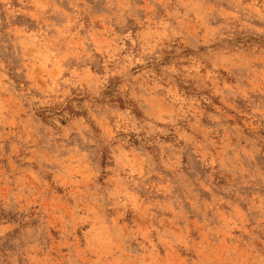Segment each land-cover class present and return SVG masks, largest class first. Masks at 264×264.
I'll list each match as a JSON object with an SVG mask.
<instances>
[{"label":"clouds","instance_id":"9594fccd","mask_svg":"<svg viewBox=\"0 0 264 264\" xmlns=\"http://www.w3.org/2000/svg\"><path fill=\"white\" fill-rule=\"evenodd\" d=\"M95 2L115 14L104 16L100 29L77 24L83 39L53 51L46 63L32 48L55 50L65 38L51 17L82 13L86 0H18L37 24L30 35L38 40L22 50L10 46L0 21V124L20 126L36 109L59 105L46 110L48 128L26 125L12 139L0 133V264H264V197L257 203L240 194L246 185L264 186V152L229 156L218 125L200 132L192 106L167 81L136 68L158 60L166 42L199 34L212 10L204 0ZM235 2L231 15L264 34V0ZM119 17L141 30L117 35L112 25L121 24ZM21 56L17 72L30 83L9 92L6 72ZM198 67L193 62L189 71ZM67 105L72 118L61 125ZM241 159L248 164L243 172ZM201 161L235 164L240 191L223 201L197 196ZM218 203L230 211L221 231L207 218L208 205ZM185 211L197 214L199 227Z\"/></svg>","mask_w":264,"mask_h":264},{"label":"rangeland","instance_id":"374dc122","mask_svg":"<svg viewBox=\"0 0 264 264\" xmlns=\"http://www.w3.org/2000/svg\"><path fill=\"white\" fill-rule=\"evenodd\" d=\"M86 3L87 7L82 13L71 11L68 12L67 18L60 14L51 17L52 23L60 29L65 38L55 50L32 48V53L38 60L46 63L52 57L53 51L62 53L64 48L71 46L74 41L83 39V29L77 31V24H82L84 28L94 24L96 29H100L105 26L102 18L115 14L114 10L96 3L95 0H86ZM204 4L212 11L206 12L203 16L201 21L203 27L199 34L186 36L182 43L166 42L160 50L158 60L155 62L149 60L146 66L137 64L136 68H143V72L157 82L167 81L175 89L179 99L192 106L191 119L196 121L200 132L207 135L210 125H218L221 147L229 156L238 155L244 150H248L251 155V149L264 152V138H262L264 119L260 115V109L264 107V34L254 32L231 15L236 7L235 0H204ZM63 7L67 11V5ZM30 10L29 7H22L18 0H7V2L0 0V21H4V27L10 30L11 47L22 50L38 40V37L30 35L37 30L36 22L28 14ZM119 19L121 24L112 25L117 35L121 33L122 28L132 32L141 30L134 19L124 17ZM50 36H54V33ZM22 59V56L18 58L6 72L8 79L4 82V86L9 92L15 93L22 84L26 87L30 83L23 73L17 72ZM56 59H59V54ZM193 62L199 67L196 71H189ZM180 65L183 67H179ZM130 71H135V68ZM111 88L110 84L105 91H110ZM58 107L57 104L36 109L32 119L23 120L20 126H17L16 120H12L7 127L0 124V133L12 139L14 138L12 134L18 135L20 128L26 125L38 123L48 128L49 115L46 110H55ZM121 107L123 108V104ZM70 108L71 105H67L65 111ZM57 114L63 115V113ZM20 117H23V113ZM69 118H72L70 111L68 118L60 121L61 125H67ZM225 138L227 143H224ZM5 148H8L7 143ZM261 159V155L258 154L257 162ZM222 163L223 166L215 161H212L211 165H204L201 161L203 165L200 168L201 181L204 187L196 193L197 196H202L206 201H223L227 200L234 191H240L239 181L243 177H236V165H229L223 161ZM239 167L243 172L248 164L241 159ZM205 176L208 177L207 180L204 179ZM240 194L245 196V199L254 197L259 203V199L264 197V186L259 183L246 185ZM168 207L172 206L168 205ZM208 207L210 210L207 212V218L210 226L221 231L230 215L227 204L218 203L215 208L209 204ZM184 215L185 220L190 219L193 226H200L197 214L189 215L185 211ZM128 219H132L131 214ZM161 222L163 223V219ZM58 231L53 228V235H58ZM196 235L198 234L193 233L194 237ZM5 246L7 247V241Z\"/></svg>","mask_w":264,"mask_h":264}]
</instances>
